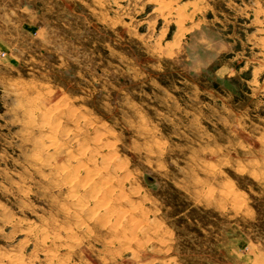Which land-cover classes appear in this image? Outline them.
<instances>
[{"label": "rangeland", "instance_id": "obj_1", "mask_svg": "<svg viewBox=\"0 0 264 264\" xmlns=\"http://www.w3.org/2000/svg\"><path fill=\"white\" fill-rule=\"evenodd\" d=\"M0 264H264V0H0Z\"/></svg>", "mask_w": 264, "mask_h": 264}, {"label": "bare ground", "instance_id": "obj_2", "mask_svg": "<svg viewBox=\"0 0 264 264\" xmlns=\"http://www.w3.org/2000/svg\"><path fill=\"white\" fill-rule=\"evenodd\" d=\"M54 143H56V141H54ZM80 144V143H79ZM53 145V144H52ZM78 147L80 146V145H77ZM77 148V147H76ZM75 162V161H74ZM79 162V161H78ZM68 176V175H67ZM65 177V176H64ZM70 176H68V178H69ZM72 177V176H71ZM64 179V178H63ZM65 179H67V178H65ZM72 181V180H71ZM63 183H64V181H62ZM68 182H70V181H68ZM63 183H61V184H63ZM73 183V182H72ZM71 186V185H70ZM67 187V186H66ZM62 188H64V187H62Z\"/></svg>", "mask_w": 264, "mask_h": 264}]
</instances>
